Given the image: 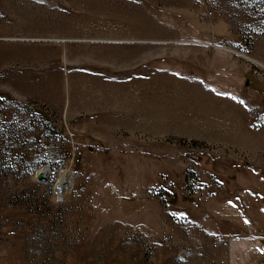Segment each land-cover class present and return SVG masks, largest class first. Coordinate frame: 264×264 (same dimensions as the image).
<instances>
[{
  "label": "rangeland",
  "instance_id": "1",
  "mask_svg": "<svg viewBox=\"0 0 264 264\" xmlns=\"http://www.w3.org/2000/svg\"><path fill=\"white\" fill-rule=\"evenodd\" d=\"M0 264H264V0H0Z\"/></svg>",
  "mask_w": 264,
  "mask_h": 264
},
{
  "label": "bare ground",
  "instance_id": "2",
  "mask_svg": "<svg viewBox=\"0 0 264 264\" xmlns=\"http://www.w3.org/2000/svg\"><path fill=\"white\" fill-rule=\"evenodd\" d=\"M40 169H41V172L46 173V172H45L46 169H45L43 166H42ZM63 182H64V181H61V180H57V182H56V183H57V186L60 187V189L57 188V190H58V192H59L58 194H60V193L62 192V188L64 187V186H63ZM60 195H61V194H60Z\"/></svg>",
  "mask_w": 264,
  "mask_h": 264
},
{
  "label": "water",
  "instance_id": "3",
  "mask_svg": "<svg viewBox=\"0 0 264 264\" xmlns=\"http://www.w3.org/2000/svg\"><path fill=\"white\" fill-rule=\"evenodd\" d=\"M36 174H37V178L39 179H44L45 178V174L43 172H41V169H37L36 171ZM56 185V182L54 183V186Z\"/></svg>",
  "mask_w": 264,
  "mask_h": 264
}]
</instances>
